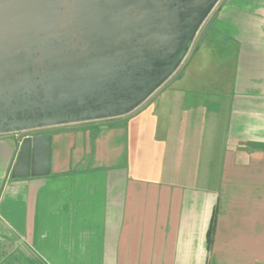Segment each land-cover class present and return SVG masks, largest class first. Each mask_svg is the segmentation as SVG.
I'll return each instance as SVG.
<instances>
[{
  "label": "crops",
  "instance_id": "crops-1",
  "mask_svg": "<svg viewBox=\"0 0 264 264\" xmlns=\"http://www.w3.org/2000/svg\"><path fill=\"white\" fill-rule=\"evenodd\" d=\"M149 99L46 128L44 174L6 177L0 139V264H264V0H226Z\"/></svg>",
  "mask_w": 264,
  "mask_h": 264
},
{
  "label": "water",
  "instance_id": "water-1",
  "mask_svg": "<svg viewBox=\"0 0 264 264\" xmlns=\"http://www.w3.org/2000/svg\"><path fill=\"white\" fill-rule=\"evenodd\" d=\"M225 1L0 0L6 177L49 170L46 128L125 116L174 80Z\"/></svg>",
  "mask_w": 264,
  "mask_h": 264
},
{
  "label": "rangeland",
  "instance_id": "rangeland-1",
  "mask_svg": "<svg viewBox=\"0 0 264 264\" xmlns=\"http://www.w3.org/2000/svg\"><path fill=\"white\" fill-rule=\"evenodd\" d=\"M194 44H196V42H194ZM193 46H194V45H193ZM183 63H184V62H183ZM183 63L181 64V66H180V68H179L180 70L182 69V65H183ZM191 65H194V64H191ZM179 69H178L176 72H178ZM189 71H190V70L187 71V73H186V77H188L187 75H188ZM172 77H173V76H172ZM186 77H185L183 80H185V79L187 80ZM169 80L172 81L171 78H170ZM169 80H168V81H169ZM179 80H180V79L177 78V81H179ZM168 81H167L165 84H163V85H162V86H161V87H160V88H159L154 94H152L149 98L152 99L153 97H156V96H158L159 94H161V92L165 89L166 84L168 83ZM175 85L178 87V86H179V82L176 83ZM149 98H148V99H149ZM150 99H149V100H150Z\"/></svg>",
  "mask_w": 264,
  "mask_h": 264
},
{
  "label": "flooded vegetation",
  "instance_id": "flooded-vegetation-1",
  "mask_svg": "<svg viewBox=\"0 0 264 264\" xmlns=\"http://www.w3.org/2000/svg\"><path fill=\"white\" fill-rule=\"evenodd\" d=\"M213 11H214V10H213ZM212 13H213V12H212ZM212 13L210 14V16L212 15ZM210 16H209V17H210ZM209 17H208V18H209ZM198 36H199V33H198L197 36L195 37V39H194V41H193V43H192V46H191L190 50H191L192 48H195V47H196V45H197V43H198V41H197V40H198ZM194 42H196V44H194ZM193 45H194V46H193ZM185 61H186V58H185V60H184L183 62H185ZM179 68H180V67H179ZM179 71H180V69H179ZM179 71H178V72H175V74H174L173 76L178 75ZM32 131H36V130L21 131V132L18 131V132H19L18 135H20V134H24V133H28V132H32ZM18 135H17V136H18ZM11 136H12V137H17V136L14 135L12 132H11Z\"/></svg>",
  "mask_w": 264,
  "mask_h": 264
},
{
  "label": "built area",
  "instance_id": "built-area-1",
  "mask_svg": "<svg viewBox=\"0 0 264 264\" xmlns=\"http://www.w3.org/2000/svg\"><path fill=\"white\" fill-rule=\"evenodd\" d=\"M19 132H21V131H19ZM19 132L15 131V132H12V133L17 136Z\"/></svg>",
  "mask_w": 264,
  "mask_h": 264
}]
</instances>
